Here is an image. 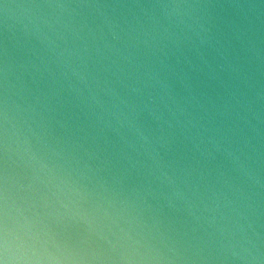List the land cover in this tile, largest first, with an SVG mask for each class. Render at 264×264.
Instances as JSON below:
<instances>
[{"label": "water", "instance_id": "water-1", "mask_svg": "<svg viewBox=\"0 0 264 264\" xmlns=\"http://www.w3.org/2000/svg\"><path fill=\"white\" fill-rule=\"evenodd\" d=\"M0 264H264V0H0Z\"/></svg>", "mask_w": 264, "mask_h": 264}]
</instances>
